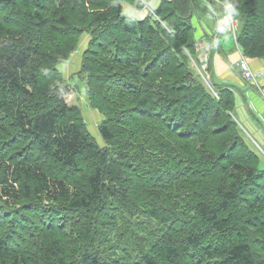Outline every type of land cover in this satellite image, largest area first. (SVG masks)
<instances>
[{
	"label": "trees",
	"instance_id": "obj_1",
	"mask_svg": "<svg viewBox=\"0 0 264 264\" xmlns=\"http://www.w3.org/2000/svg\"><path fill=\"white\" fill-rule=\"evenodd\" d=\"M121 1L0 0V264H264V160L192 65L206 0ZM217 1L264 57V0Z\"/></svg>",
	"mask_w": 264,
	"mask_h": 264
},
{
	"label": "crops",
	"instance_id": "obj_2",
	"mask_svg": "<svg viewBox=\"0 0 264 264\" xmlns=\"http://www.w3.org/2000/svg\"><path fill=\"white\" fill-rule=\"evenodd\" d=\"M150 1L156 2L149 0L148 3ZM203 5L198 9L199 12H195L190 18L196 56L199 58L196 65L200 64L198 67L205 80L215 83L212 84L213 87L225 84L233 90L235 98L233 111L238 112L239 115L236 118L233 114V117L242 134L254 141L257 151L262 156L264 154V57L247 58L250 70L260 75L255 81L244 80L237 64L240 52L233 46L231 33L223 29L226 14H221L220 10H223L207 0ZM126 13L134 16L135 12ZM212 92L216 96V93Z\"/></svg>",
	"mask_w": 264,
	"mask_h": 264
},
{
	"label": "rangeland",
	"instance_id": "obj_3",
	"mask_svg": "<svg viewBox=\"0 0 264 264\" xmlns=\"http://www.w3.org/2000/svg\"><path fill=\"white\" fill-rule=\"evenodd\" d=\"M156 3L157 2L150 1L148 4L151 5L152 8H154ZM210 3L213 4L212 2H210ZM121 5H122V9H123L124 13H126V12H135L133 17L136 18V19L139 18V15L141 13H144L145 15L149 14L146 8L141 10V8L139 6H137V5H135L132 0H122L121 1ZM129 6H133V7H129ZM220 12H221V14H223L225 11L224 10L223 11L220 10ZM140 17H142V14L140 15ZM86 38H87V35H85V34L81 35V37H80V39H81L80 47H77L76 49H74L72 51L71 56L67 60V62L64 63L63 65H61L62 73H63L64 78L66 80L65 82H69L68 81V77L71 75V73L73 71L76 70V67H79V65H80L79 63L81 61V53H82L81 48H82V45L86 43ZM79 44H80V42H79ZM196 60L199 61V58H196ZM196 64L197 63H195L192 60L193 69L200 75V77L202 78V80H203L204 84L206 85V87L208 89H210L211 91H213L211 83L208 80H205V76L202 75V72H201V70L198 67L200 64H198V65H196ZM204 71L206 72V70H204ZM69 87L72 89L71 85H69ZM77 87H78V89L80 88V91L84 90L83 85L80 84V83L78 84ZM61 95L64 98L65 102L69 106H78L81 109L83 120L86 123V126H87V129H88L89 133L94 137V140H96L100 145H102L103 144V140H101V137H100V135L98 133V125L100 123L99 121L101 119V115L96 110L91 109V108L88 107L87 102L84 99L85 93H78V92L66 93V92H63ZM233 114L236 116V118L239 117L238 112L233 111ZM247 138H248V140L250 142L253 143L254 147L256 148V145H255L254 141L249 139V137H247ZM262 158L264 160V154L262 155Z\"/></svg>",
	"mask_w": 264,
	"mask_h": 264
},
{
	"label": "built area",
	"instance_id": "obj_4",
	"mask_svg": "<svg viewBox=\"0 0 264 264\" xmlns=\"http://www.w3.org/2000/svg\"><path fill=\"white\" fill-rule=\"evenodd\" d=\"M215 3H217L218 1L217 0H213ZM218 4V3H217ZM224 11H226V16L224 17L225 18V26L228 28V29H231L233 30L236 26V21L231 17V15L229 13H227L228 11V8L223 5V4H218ZM246 59L245 58H241L240 60V63H239V66L241 67L242 69V76L247 79V80H250V81H255L257 79V77L260 75L258 73H253L248 64H247V61H245Z\"/></svg>",
	"mask_w": 264,
	"mask_h": 264
}]
</instances>
